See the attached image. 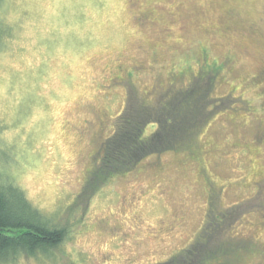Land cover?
<instances>
[{
  "label": "rangeland",
  "instance_id": "rangeland-1",
  "mask_svg": "<svg viewBox=\"0 0 264 264\" xmlns=\"http://www.w3.org/2000/svg\"><path fill=\"white\" fill-rule=\"evenodd\" d=\"M226 11L231 35L218 29ZM0 24V167L69 229L47 254L11 264H159L205 227L218 235L220 216L238 242L234 264H264V86L250 80L264 64V0H6ZM204 49L210 61L237 56L215 87L224 105L202 124L198 153L145 154L90 183L127 106L152 107L171 67L190 80L179 70L191 61L197 71Z\"/></svg>",
  "mask_w": 264,
  "mask_h": 264
},
{
  "label": "trees",
  "instance_id": "trees-1",
  "mask_svg": "<svg viewBox=\"0 0 264 264\" xmlns=\"http://www.w3.org/2000/svg\"><path fill=\"white\" fill-rule=\"evenodd\" d=\"M5 2L6 0H0V7ZM134 3L132 1L128 4L132 7ZM232 15L234 14L226 11L219 23L232 21L234 19ZM218 29L227 35H231L230 31L234 30L230 24L218 27ZM249 36H253L251 31ZM204 50L205 60L203 59L202 70L198 72L200 68L198 67L195 71L190 65L191 61L186 65V69L179 70L182 73L190 71L192 74V82L186 89L178 87L174 96L169 94L162 100H156L152 107L149 102L146 104L147 107L142 104L138 106L135 103L127 106L114 136L102 142L99 154L103 161H96L91 167V173L89 172L91 169L88 171L90 183L97 185L103 181V174L108 169L120 167V170H126L134 167L138 159L145 154L184 148L198 153L197 135L202 124L209 121L217 112L218 105H224L225 97L215 96V87L222 78V73L226 70L230 72L228 67L237 56L236 53L228 51L224 60L210 61L207 50ZM153 60L158 62L156 53L153 54ZM148 66L154 68L151 70L153 72L157 70L154 64ZM176 67H171L169 73H175ZM263 71L264 64L259 66L252 75L258 79L264 73ZM128 75L133 79L134 72L130 69ZM262 85L264 86V81ZM236 97L242 98L239 94ZM217 100L219 102H215ZM209 102L213 103V108L207 107ZM131 108L134 112L130 111ZM152 124L155 125L154 130L144 134L147 125ZM110 156L111 159L105 161ZM5 159L0 156V164L6 162ZM2 169L0 167V264H11L22 255H36L39 252L47 254L64 241L69 231L68 226L53 222L52 217L44 214L40 208L35 206L25 191L10 178L9 174H4ZM212 208H210L211 214ZM223 219V216L219 217L222 223L216 229L218 235L209 234L210 230L205 227L189 246L180 250L179 254L171 260L168 259L159 264H179L177 261L180 264H229L230 262L234 264L235 255L231 251L238 242L234 241V235L225 233L224 227L227 228V223H223ZM221 231L226 235L220 236ZM251 243L249 242L248 245L254 247L255 245Z\"/></svg>",
  "mask_w": 264,
  "mask_h": 264
},
{
  "label": "flooded vegetation",
  "instance_id": "flooded-vegetation-1",
  "mask_svg": "<svg viewBox=\"0 0 264 264\" xmlns=\"http://www.w3.org/2000/svg\"><path fill=\"white\" fill-rule=\"evenodd\" d=\"M135 4V3H134ZM138 18L140 19V17L138 16ZM253 27V26H252ZM251 33H252V35L254 36L256 33H258L257 31H255L254 32V30L252 29L251 30ZM205 60V59H204ZM204 60H202V62H201V65H200V68L198 69V72L200 71V69L202 70V68H203V65H204ZM233 61H234V59H233ZM233 61H232V63H233ZM231 63V65H230V67H228L229 68V70L231 71V69H232V66H233V64ZM150 67V66H149ZM152 68V69H151ZM150 69L151 70H154V68L153 67H150ZM157 71V70H156ZM264 72V71H263ZM254 75V74H253ZM251 76V78H250V80H252L253 81V83L255 84V85H262V81H264V73H262L260 76H259V78L258 79H256L254 76ZM170 80H169V83H168V87H167V89H165V90H163L164 91V93H162V94H158V95H156V99H155V101L156 100H159V98L160 97H167L169 94H173V96H174V94L176 93V91H177V89H178V87L180 88V89H186L187 88V86L188 85H190L191 84V82H192V77H191V79L190 80H187V81H183V82H179V81H177V76L175 75V73L174 72H172V73H170ZM156 91H158V92H160V90L157 88L156 89ZM232 94V92L230 93V95ZM233 98H235L234 96H232ZM145 98H142V100H144ZM236 99V102H242V98H238V97H236L235 98ZM142 105H143V103H142ZM242 109H246V106H244V107H242ZM249 109V108H248ZM210 183H211V185H210ZM208 182V186H209V189H210V195H211V197L210 198H213L214 197V193L211 191V189H212V187H213V185H214V183L213 182ZM217 192V190H215V193ZM213 203V200H211V204Z\"/></svg>",
  "mask_w": 264,
  "mask_h": 264
}]
</instances>
